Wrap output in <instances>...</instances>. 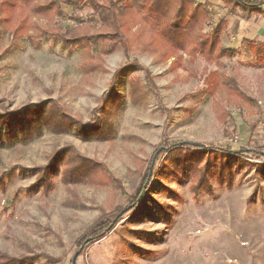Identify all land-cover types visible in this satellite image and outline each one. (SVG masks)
I'll return each mask as SVG.
<instances>
[{"label":"rangeland","instance_id":"1","mask_svg":"<svg viewBox=\"0 0 264 264\" xmlns=\"http://www.w3.org/2000/svg\"><path fill=\"white\" fill-rule=\"evenodd\" d=\"M205 1L212 22L226 17V45L238 48L244 36H259L260 26L247 24L235 33L237 41L227 43L234 32L224 2H199ZM241 50L238 60L185 52L161 60L135 47L131 56L137 63L125 67L119 49L102 55L99 70L90 74L80 69L81 50L50 41L1 57L0 108L52 99L87 122L111 88L121 94L122 108L112 118L116 134L109 141L44 132L26 145H0V176L14 166L45 165L66 145L110 174L108 183L67 186L60 173L51 176L45 194L32 190L35 175L17 172L5 192L0 185V253L29 255L30 264H72L85 246L76 264H264V157H231L219 148L243 145L264 154V66L251 50ZM147 73L156 90H149ZM224 73L258 100L259 108L219 91ZM134 80L148 92L138 104L131 100ZM162 141L215 147L200 146L202 155L192 154L182 164L172 159L179 146L152 160ZM102 217L111 219L108 231L89 242L91 227Z\"/></svg>","mask_w":264,"mask_h":264},{"label":"trees","instance_id":"2","mask_svg":"<svg viewBox=\"0 0 264 264\" xmlns=\"http://www.w3.org/2000/svg\"><path fill=\"white\" fill-rule=\"evenodd\" d=\"M224 1L230 6L229 10H234L235 6L247 10H264V3L252 5L246 0ZM69 6L71 10L65 12L64 8ZM212 16L213 11L207 3H195L194 0H0V58L23 46L41 49L45 41L81 50L83 61L80 69L85 74L99 70L98 63L102 55L119 49L127 60L125 67L136 64L137 60L131 56L135 47L157 54L161 60H167L181 52L193 57L201 55L206 59L233 57L235 49L225 46L222 40V35L227 30L226 17L214 23ZM206 27L208 29L205 31ZM255 51L257 63L264 66V45L256 46ZM94 60H97L96 66L93 64ZM119 73L120 70L116 75ZM219 77V91L228 92L236 103L243 100L250 108H259L258 100L242 90L232 76L224 73ZM147 82L150 91L156 90L157 87L149 73ZM147 96L146 89L137 81H132V102L138 104ZM156 96L159 98L158 93ZM2 106L0 145L14 147L16 144L26 145L42 136L44 132L56 135L75 133L86 140L109 141L116 134L112 118L122 108V100L120 93L115 92L113 88L109 89L87 122L74 117L52 99L29 101L13 109ZM225 121L226 119L223 123H226ZM205 145V148L215 147L210 143ZM177 146V153L173 150L172 154V149ZM219 148L231 157L247 160L252 155L264 157V154L256 152L255 149L242 153L234 152L248 148L243 145L228 144ZM200 149V146L194 143L180 145L179 142L172 144L162 141L155 149L152 160H160L163 154L169 151L172 159L182 164L187 162L192 154L200 157L203 153ZM222 168L223 166L221 171ZM230 168L231 166H228V169ZM17 172L26 176L35 175L37 179L32 185V190L41 188L45 194L52 187L51 176L60 173L62 182L67 186L110 181V174L102 163L81 155L71 145L56 149L45 165L33 168L14 166L5 171L0 176L3 191L7 183L13 181ZM145 175L147 176L141 193L148 172ZM119 186L121 187V184ZM110 223L111 219L104 221L103 217L100 218L90 229L89 242L102 237L108 231ZM30 259L29 255L16 257L5 252L0 253V264H30Z\"/></svg>","mask_w":264,"mask_h":264},{"label":"crops","instance_id":"3","mask_svg":"<svg viewBox=\"0 0 264 264\" xmlns=\"http://www.w3.org/2000/svg\"><path fill=\"white\" fill-rule=\"evenodd\" d=\"M224 7H226V12L229 15L228 16V21H229V29H231V32L233 31L234 34L232 33V39L228 40L227 43L230 44V42L232 41H237L238 38L235 35V33H238L239 30L241 29L244 32V28L246 27L247 24H257L260 26V28L258 29V35L254 36V38L252 37H247L244 36L241 40L242 45L240 44V47L236 48L230 45H226V41L223 40V43L225 46L228 47H233L235 49V55L232 58L237 59V54H239L241 50V47H245L248 48L249 50H251V52H253V56L252 58H255L256 56V51H255V47L258 45H264V10L260 11V10H247V9H243L240 6H235L234 10H229L230 6L224 1ZM250 3H252V5L254 4H260V3H264V0H246ZM204 3H209L210 1H205ZM212 6H215V2H211ZM218 1H217V3ZM229 7V9H228ZM213 8V7H212ZM64 10H69L68 7H65ZM229 10V12H228ZM214 15V14H213ZM220 19V18H219ZM246 51V49H245Z\"/></svg>","mask_w":264,"mask_h":264},{"label":"water","instance_id":"4","mask_svg":"<svg viewBox=\"0 0 264 264\" xmlns=\"http://www.w3.org/2000/svg\"><path fill=\"white\" fill-rule=\"evenodd\" d=\"M187 143H194V144H198V145L201 146V147H205V144H203V143L192 142V141H184V142H182L181 144H187ZM245 150H246V149H238V150H234V152H236V153H241V152H243V151H245ZM151 169H152V167H151ZM80 251H81V249H79V250L75 253V255L73 256L72 264H76V259H77L78 255H79Z\"/></svg>","mask_w":264,"mask_h":264},{"label":"built area","instance_id":"5","mask_svg":"<svg viewBox=\"0 0 264 264\" xmlns=\"http://www.w3.org/2000/svg\"><path fill=\"white\" fill-rule=\"evenodd\" d=\"M195 2H199L200 0H194ZM263 113H264V111H263ZM237 138V137H236Z\"/></svg>","mask_w":264,"mask_h":264}]
</instances>
